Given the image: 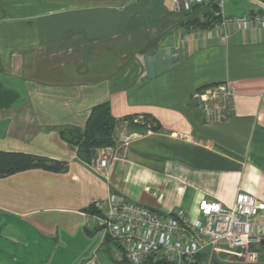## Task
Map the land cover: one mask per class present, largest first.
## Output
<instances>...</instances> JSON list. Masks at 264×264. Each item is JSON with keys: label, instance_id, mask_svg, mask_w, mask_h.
I'll use <instances>...</instances> for the list:
<instances>
[{"label": "crops", "instance_id": "crops-1", "mask_svg": "<svg viewBox=\"0 0 264 264\" xmlns=\"http://www.w3.org/2000/svg\"><path fill=\"white\" fill-rule=\"evenodd\" d=\"M170 1L0 0V151L69 162L0 179V264H123L86 217L111 194L193 216L203 198L264 201V28L187 30ZM250 14L264 0L225 5L228 18ZM208 93L227 99L216 119ZM105 102L120 122L97 172L60 132ZM145 115L163 130L121 121Z\"/></svg>", "mask_w": 264, "mask_h": 264}, {"label": "built area", "instance_id": "built-area-1", "mask_svg": "<svg viewBox=\"0 0 264 264\" xmlns=\"http://www.w3.org/2000/svg\"><path fill=\"white\" fill-rule=\"evenodd\" d=\"M228 1L172 0L170 4L176 14L213 4L211 14L218 18L212 27L215 30H224L230 24L264 28V14L228 18ZM215 110L206 109L205 114L216 119L222 111ZM109 162L104 155L94 159L92 165L102 172ZM86 217L88 228L99 230L115 242L127 264H211L231 258L250 264L257 262L264 247V201L247 193H240L232 206L203 198L194 216L181 208L164 213L111 194L96 202Z\"/></svg>", "mask_w": 264, "mask_h": 264}, {"label": "trees", "instance_id": "trees-1", "mask_svg": "<svg viewBox=\"0 0 264 264\" xmlns=\"http://www.w3.org/2000/svg\"><path fill=\"white\" fill-rule=\"evenodd\" d=\"M213 8L214 5L211 4L207 7H195L189 13L179 14L181 26L187 30L211 29L218 21V18H214L211 14ZM215 86L217 85L204 86L199 91H205ZM121 121L128 122L131 127L143 133L151 131L157 133L163 130L161 123L151 115H145L139 121H136L133 116L126 117ZM119 122L112 115L110 103L105 102L91 109L83 129H64L60 132V136L77 149V156L82 162L91 164L97 158L100 150L115 147V130ZM30 170L62 174L68 172L69 162L20 152L0 151V179ZM123 264H127V262L124 260ZM147 264H153V262Z\"/></svg>", "mask_w": 264, "mask_h": 264}, {"label": "rangeland", "instance_id": "rangeland-1", "mask_svg": "<svg viewBox=\"0 0 264 264\" xmlns=\"http://www.w3.org/2000/svg\"><path fill=\"white\" fill-rule=\"evenodd\" d=\"M171 1H172V0H171ZM171 1H170V3H171ZM170 6H171V4H170ZM206 95H208V96L204 97L203 100H201V99L199 98V101L201 100V101L206 102L207 104H211V105H209L210 107H211V106L214 107V106L217 104V105H219V109H220V112H221V110L223 109L222 107L224 106V105H223V102L227 101V99H226L225 97H224V98H225V99H224V98H222V96H221V97L218 96V95H217V96H214V94H209V93L206 94ZM198 97H199V96H198ZM218 97H220V98H218ZM216 99H220V100H218V103H217V100H216ZM221 100H222V101H221ZM220 102H221V103H220ZM210 107H209V108H210ZM209 108H208V109H209ZM221 108H222V109H221ZM210 109H212V108H210ZM219 109H218V110L216 109L215 112H217V111L219 112ZM205 113H206V112H205ZM222 113H223V112H222ZM205 116H206L207 119H214V118H212V117H209V116L206 115V114H205ZM216 118H218V117H216ZM122 152H123V149H122ZM104 155H105L106 157H108V158H109V156H110V155L103 154V153H102L101 156H104ZM222 261H226V262H228V263H233V264H234V263H236V264H238V263L241 264V263H242V261H238V260L236 261V260H234V259H232V258H231V259H224V260H222ZM243 263H244V262H243ZM250 264H254V263H250Z\"/></svg>", "mask_w": 264, "mask_h": 264}]
</instances>
